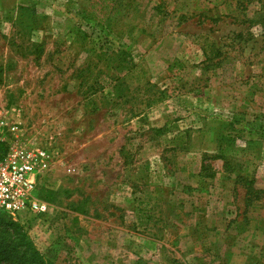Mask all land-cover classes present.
<instances>
[{"label":"rangeland","instance_id":"obj_1","mask_svg":"<svg viewBox=\"0 0 264 264\" xmlns=\"http://www.w3.org/2000/svg\"><path fill=\"white\" fill-rule=\"evenodd\" d=\"M0 122L45 260L264 264V0H0Z\"/></svg>","mask_w":264,"mask_h":264},{"label":"built area","instance_id":"obj_2","mask_svg":"<svg viewBox=\"0 0 264 264\" xmlns=\"http://www.w3.org/2000/svg\"><path fill=\"white\" fill-rule=\"evenodd\" d=\"M10 131L14 133L16 128ZM50 161L45 147L25 146L17 136L11 141L0 139V213L16 221L23 212L46 211L48 205L35 196L34 190L38 177L48 172Z\"/></svg>","mask_w":264,"mask_h":264},{"label":"trees","instance_id":"obj_3","mask_svg":"<svg viewBox=\"0 0 264 264\" xmlns=\"http://www.w3.org/2000/svg\"><path fill=\"white\" fill-rule=\"evenodd\" d=\"M0 216L8 218V221L0 219L5 234V238L0 239V264H54L44 259L18 223L6 214L0 213Z\"/></svg>","mask_w":264,"mask_h":264}]
</instances>
